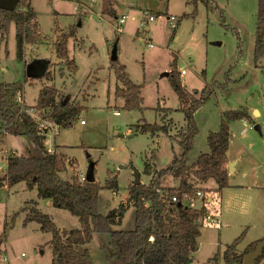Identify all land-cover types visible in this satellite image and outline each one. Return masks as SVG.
I'll use <instances>...</instances> for the list:
<instances>
[{
  "label": "rangeland",
  "instance_id": "obj_1",
  "mask_svg": "<svg viewBox=\"0 0 264 264\" xmlns=\"http://www.w3.org/2000/svg\"><path fill=\"white\" fill-rule=\"evenodd\" d=\"M216 1L225 18L219 12H208L200 3L196 9L191 0H113L117 19L103 12L104 0H33L41 34L46 38L41 43L26 44L24 58L20 59L17 28L13 23L0 50V83H21L24 103L35 106L42 88L51 86L65 96L67 103L82 108L81 118L69 127L56 126L51 119L52 110L34 109L31 113L47 128L48 149L67 159L68 169L61 173L64 180L78 177L83 181L93 166L95 182L101 186L98 211L103 215L128 200L135 173L143 184L150 183L151 176L144 173L145 162L152 161L158 171L167 168L183 152L180 140L186 128L185 116L175 111L179 101L166 76L173 70L174 61L188 91H197L199 95L206 85L215 89L208 103L195 114L200 132L190 153V163L210 151L207 137L210 132L219 131L226 111L249 110L253 123L236 120L230 124L232 137L227 155L239 160L233 171H229L228 158L225 164L232 187L219 198L214 180L203 185L212 198L209 206L212 216L215 222H220L205 219L200 248L192 264H206L217 254L221 264H225L222 256L226 246L244 232L241 251L264 238V58L256 66L254 57L259 0ZM147 12L155 15L156 20L143 24ZM184 14L188 16L175 29L171 27ZM122 15L127 16L124 24H120ZM73 26L77 28V36L69 40L68 47L76 71L70 70L56 53L61 33ZM240 41L242 57H239ZM114 48L130 78L143 85L142 112L127 109L125 99L115 94L119 82L111 61ZM29 66H41L42 73L30 77ZM230 69L229 86L222 90L214 87L216 82L225 81ZM183 70L185 74L181 75ZM159 103L173 111H157ZM258 110L261 115L256 114ZM141 118L149 123L170 125V135L136 133L135 126ZM255 125L260 126L261 132ZM154 152L155 159L151 157ZM14 154H29L28 141L15 135L5 138L0 129V174H4L7 160ZM112 181H117V190L107 187ZM179 183L167 177L163 186L178 187ZM200 199L193 203L194 207H200ZM31 200H36L37 207L50 215L59 228H81L78 217L55 207L50 199H40L37 189H30L25 182L2 187L0 264H52L49 244L52 234L43 232L37 222L23 224L26 216L23 210L30 206ZM135 226L136 208L131 204L122 224L113 228L133 230ZM110 239V233L95 232L92 241L84 246L95 264H114Z\"/></svg>",
  "mask_w": 264,
  "mask_h": 264
},
{
  "label": "trees",
  "instance_id": "obj_2",
  "mask_svg": "<svg viewBox=\"0 0 264 264\" xmlns=\"http://www.w3.org/2000/svg\"><path fill=\"white\" fill-rule=\"evenodd\" d=\"M32 1L20 0L16 9L12 11L0 8V50L14 23L17 28L20 59L24 58L26 44L41 43L46 38L41 34ZM191 3L196 9L199 3L203 4L208 12H219L225 18V12L216 0H191ZM103 12L111 18H118V10L113 0H104ZM187 16L188 14L182 15L178 23L171 27L175 29ZM233 31L238 35L237 29L233 28ZM75 36L77 28L73 26L70 31L61 33L60 39L56 42L58 57L64 60L72 71H76L77 67L75 61L70 58L68 44ZM242 55L243 44L240 41L239 57ZM254 57L256 66L264 58V0H259ZM112 65L115 67L119 82L115 89L116 96L125 99L127 109L144 111L143 85L135 83L126 71V66L120 64L118 60L112 61ZM172 66L169 78L179 101V107L175 111L183 112L186 121V128L182 131L180 140L183 152L180 157H175L167 168L158 171L154 169L152 161L145 162L144 173L151 176L150 183L132 185L128 200L107 215L98 211L101 189L98 183L86 179L79 181L78 177H74L73 181L61 177V173L68 169L67 159L63 154L48 149L47 128L42 127L31 113L34 109L52 110L53 123L59 127H69L75 120L81 118L82 108L67 103L64 100L65 96L51 86L42 88L35 106L21 104L17 102V94L22 84L0 83V129L3 136L5 138L8 135L20 136L29 143V154H14L8 158L6 170L4 174H0V188L25 182L30 189H37L40 199L52 200L55 207L69 211L78 217L81 223L80 229H61L50 215L37 207L36 200H31L30 206L24 208L25 226L30 222H37L43 232L52 234L49 242L53 252L52 264H95L90 251L84 247L92 241L95 232L110 233L114 264L193 263L200 248L204 221L212 216L206 197L200 199L197 193L200 190L206 192L203 185L211 180L217 183L216 194L219 198L222 191L230 186L229 173L225 167L232 137L230 124L236 120L253 123V118L247 108L226 111L219 131L210 132L207 137L210 151L201 154L195 162L190 163V153L200 132L195 114L208 103L215 89H210L206 85L199 95L197 91H188L180 78L177 62L174 61ZM230 73L231 69L225 75V81L216 82L214 87L221 90L227 88L232 82ZM47 74L53 81L51 74L48 72ZM155 109L173 111L171 108H163L160 103ZM165 116L166 114L163 120L166 119ZM138 122L135 126L136 133L170 135V125L149 123L145 118ZM152 154L151 157L155 159L156 153ZM167 177L179 180V186L165 188L163 181ZM107 187L117 190L118 183L112 181ZM173 198H177L176 201ZM199 199L202 204L198 208L194 207L193 203ZM131 204L136 208L135 228L114 229V226L122 224L124 214ZM245 234L244 232L226 246L222 256L225 264H242L244 255L264 242V238L258 239L240 251L239 246ZM206 264H221V257L217 254ZM256 264H264V251Z\"/></svg>",
  "mask_w": 264,
  "mask_h": 264
},
{
  "label": "water",
  "instance_id": "obj_3",
  "mask_svg": "<svg viewBox=\"0 0 264 264\" xmlns=\"http://www.w3.org/2000/svg\"><path fill=\"white\" fill-rule=\"evenodd\" d=\"M19 1L20 0H0V8L10 11L15 10ZM116 60H118L117 48H114L111 61H116ZM41 73H42L41 66L38 68L29 66L28 68V75L30 77L38 76ZM166 76H169V73H167ZM255 129L261 132V128L259 125H255ZM234 164L235 162H231L229 164V171H233ZM86 180L89 182H95V177L93 175V166L90 167ZM139 184H142L141 177L138 173H135L134 185H139ZM263 251H264V242H261L256 246L254 250L247 252L244 255L242 264H256V261L263 255Z\"/></svg>",
  "mask_w": 264,
  "mask_h": 264
},
{
  "label": "built area",
  "instance_id": "obj_4",
  "mask_svg": "<svg viewBox=\"0 0 264 264\" xmlns=\"http://www.w3.org/2000/svg\"><path fill=\"white\" fill-rule=\"evenodd\" d=\"M126 18H127L126 15H122L121 18H120V24H124L125 21H126ZM171 19L174 20L175 17H172ZM144 20H145V21H144L143 24H147V23H150V22L155 21V20H156V16L153 15V14H149V13L147 12V13L145 14V16H144ZM171 25H175V24L172 23ZM149 46H150V47H153V44L150 43ZM184 74H185V71H184V70L181 71V75H184ZM23 95H24L23 91L19 90V92H18V94H17V102H19V103H21V104L24 103ZM116 114H119V112H116ZM81 123L84 124L85 121H84V120H81ZM197 195H198V197L201 198V199H203L204 197H206V202H207V204H208V205L211 204V201H212L211 196H208L204 191H201V190H200V191L197 193ZM176 199H177V198H173L174 201H176ZM209 218H210V222H211V223H214V222L216 221V219H215L213 216H209ZM215 223H219V221H218V222H215Z\"/></svg>",
  "mask_w": 264,
  "mask_h": 264
},
{
  "label": "crops",
  "instance_id": "obj_5",
  "mask_svg": "<svg viewBox=\"0 0 264 264\" xmlns=\"http://www.w3.org/2000/svg\"><path fill=\"white\" fill-rule=\"evenodd\" d=\"M181 79H182V77H181ZM258 111H259V110H258ZM259 112H260V111H259ZM259 115H261V112H260ZM255 122H256V121H255ZM227 153H228V152H227ZM227 158L230 160V162H235V164H236L237 161H239L238 158H229L228 155H227ZM229 187H232V186H229ZM226 189H228V187L225 188V189L222 191V198H223L224 191H225ZM221 206H222V205H221ZM220 211H221V210L219 209V215H220ZM219 215H218V217H219ZM219 222H220V220H219ZM220 234H221V232H220ZM200 244H201V242H200ZM246 247H247V246H244V248H243L242 250H245ZM240 251H241V250H240Z\"/></svg>",
  "mask_w": 264,
  "mask_h": 264
},
{
  "label": "bare ground",
  "instance_id": "obj_6",
  "mask_svg": "<svg viewBox=\"0 0 264 264\" xmlns=\"http://www.w3.org/2000/svg\"><path fill=\"white\" fill-rule=\"evenodd\" d=\"M256 114H258V115H259V114H260V112H259V111H256Z\"/></svg>",
  "mask_w": 264,
  "mask_h": 264
}]
</instances>
